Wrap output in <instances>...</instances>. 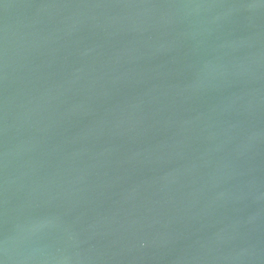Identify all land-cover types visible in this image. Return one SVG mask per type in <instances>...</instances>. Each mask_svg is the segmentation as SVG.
<instances>
[{"label": "water", "instance_id": "95a60500", "mask_svg": "<svg viewBox=\"0 0 264 264\" xmlns=\"http://www.w3.org/2000/svg\"><path fill=\"white\" fill-rule=\"evenodd\" d=\"M0 264H264V0H0Z\"/></svg>", "mask_w": 264, "mask_h": 264}]
</instances>
